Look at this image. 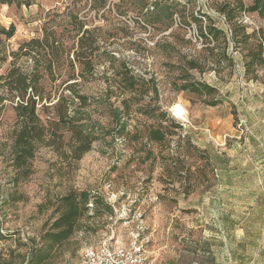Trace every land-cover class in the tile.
Here are the masks:
<instances>
[{
	"label": "rangeland",
	"instance_id": "rangeland-1",
	"mask_svg": "<svg viewBox=\"0 0 264 264\" xmlns=\"http://www.w3.org/2000/svg\"><path fill=\"white\" fill-rule=\"evenodd\" d=\"M242 1L246 6L252 3ZM235 2L0 1V74L10 67L12 52L20 44L42 37L44 24L58 25L71 47L78 35L76 24L83 23L81 35L98 48L95 76L69 80L68 68L62 80L43 83L61 92L77 82V91L103 101L84 114L101 132L80 160L40 147L32 175L17 184L4 154L16 116L12 104L5 103L0 114V231L17 243L38 242L50 230L57 197L87 190L99 195L113 213L83 220L50 264H81L84 249L104 238L118 245L134 244L152 264H264V65L249 70L245 66L255 39L264 38V17L242 13L239 22L256 35L236 45L218 10ZM211 27L224 34L206 39L202 33ZM11 31L14 34L8 36ZM224 55L232 57V65ZM188 61H195L198 68L190 69ZM17 65L28 72L31 61L19 58ZM122 65L146 80L143 97L136 96L142 105H150V113L160 110L153 116L132 112L119 137L111 106L120 105L122 95L114 88L108 91L107 79L114 82ZM75 70L78 74V65ZM198 83L216 91L181 89ZM70 93L65 90V95ZM216 101L220 104L215 106ZM162 110L182 126L171 148L145 138L147 125L156 123L152 117ZM39 114L43 121L54 117L52 107L46 112L39 108ZM69 137L66 134L64 140ZM180 140L205 156L185 150L180 157L173 145ZM15 245L1 241L0 251Z\"/></svg>",
	"mask_w": 264,
	"mask_h": 264
},
{
	"label": "trees",
	"instance_id": "trees-1",
	"mask_svg": "<svg viewBox=\"0 0 264 264\" xmlns=\"http://www.w3.org/2000/svg\"><path fill=\"white\" fill-rule=\"evenodd\" d=\"M0 1L12 3L16 0ZM218 10L229 27L232 40L239 45L256 35L255 31L247 33L246 27L239 22L242 13H257L264 17V0H252L248 6L242 0H236L235 5L222 4ZM195 20L199 19L195 18ZM229 22L234 25L230 27ZM137 24L139 26V23ZM57 27L58 25L48 27V23L44 24L42 37L32 38L20 44L18 50L12 52L13 59L10 67L5 73L0 74V114L5 103L9 102L16 116L6 144L7 150L4 152L8 168L15 172L16 184L32 175L33 160L40 147H52L61 157L71 155L78 161L100 138V127L92 121L90 115H84L87 108L102 104L103 101L100 98L77 91V82L68 84L61 92L59 91L60 93L57 90L47 89L43 83L44 80L48 82L62 80L68 68L71 70L67 75L69 80L95 76L94 53L98 48L93 47L92 44L88 45L84 34L81 35L83 23L76 24L78 35L71 47L66 44L63 33L59 32ZM6 34L12 36L14 33L11 31ZM222 34L224 33L218 27H211L209 32L206 35L202 33V36L206 39L213 36L218 38ZM242 37L243 39L240 40L239 38ZM255 40V46L247 51L246 56L249 58L245 62L247 70L256 65H264V38L259 37ZM23 57L31 61L28 72L17 65L19 58ZM223 60L233 64L232 57L224 55ZM76 65L79 67L78 74L75 70ZM187 65L190 69L198 68L195 61H188ZM107 80L108 91L114 88L122 95L120 105L112 109L110 104L111 118L120 125L119 137L124 136L132 120V112L143 116H153L152 114L160 110L154 109L150 113L148 111L150 105H142L141 99L136 96L140 97L142 89L147 86L146 80L140 75L133 74L124 65L121 72H118L117 77L113 79L114 82L109 83V79ZM66 89L71 92L70 95H65ZM181 89H191L195 92L207 91L210 94L216 91L215 88L202 83L184 85ZM141 97H143L142 94ZM218 104H220L218 101L214 103L215 106ZM49 107H52L54 117L43 121L39 108L46 112ZM133 108H135L134 111ZM152 118L156 119V123L147 125L146 140L161 147L171 148V140L177 135V129H181L182 126L174 122L164 110ZM66 134L70 135L67 142L64 140ZM182 141L173 144L176 148L175 153L180 157L184 156L187 150L205 156L191 143L182 145ZM64 147L69 149L66 151ZM90 211H92L91 215H89ZM99 213L109 215L113 213L112 208L99 195H94L87 190L68 191L66 195L57 197L50 230L45 231L38 242L32 240L31 243H17L11 234L4 235L0 231V242L12 240L16 243L14 247L9 246L5 251H0V264H17L16 261L20 264H50L58 250L80 230L81 222ZM20 247L26 248L25 253L18 252Z\"/></svg>",
	"mask_w": 264,
	"mask_h": 264
},
{
	"label": "built area",
	"instance_id": "built-area-1",
	"mask_svg": "<svg viewBox=\"0 0 264 264\" xmlns=\"http://www.w3.org/2000/svg\"><path fill=\"white\" fill-rule=\"evenodd\" d=\"M204 19H206L204 17ZM225 21V19H223ZM180 20H176V24ZM228 29L226 22L223 23ZM201 39L200 37H198ZM183 112V111H181ZM181 113L179 116H182ZM81 264H152L148 261L140 249L134 244L131 246L118 245L111 239H101L95 245L86 247L83 253Z\"/></svg>",
	"mask_w": 264,
	"mask_h": 264
},
{
	"label": "bare ground",
	"instance_id": "bare-ground-1",
	"mask_svg": "<svg viewBox=\"0 0 264 264\" xmlns=\"http://www.w3.org/2000/svg\"><path fill=\"white\" fill-rule=\"evenodd\" d=\"M178 109V108H177ZM180 111V110H179ZM176 112H177V110H176ZM180 113H182L181 111H180Z\"/></svg>",
	"mask_w": 264,
	"mask_h": 264
},
{
	"label": "crops",
	"instance_id": "crops-1",
	"mask_svg": "<svg viewBox=\"0 0 264 264\" xmlns=\"http://www.w3.org/2000/svg\"><path fill=\"white\" fill-rule=\"evenodd\" d=\"M152 263V262H151Z\"/></svg>",
	"mask_w": 264,
	"mask_h": 264
}]
</instances>
